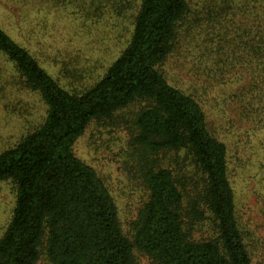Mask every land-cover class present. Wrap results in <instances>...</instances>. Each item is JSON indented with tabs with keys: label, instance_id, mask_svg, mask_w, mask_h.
Segmentation results:
<instances>
[{
	"label": "trees",
	"instance_id": "1",
	"mask_svg": "<svg viewBox=\"0 0 264 264\" xmlns=\"http://www.w3.org/2000/svg\"><path fill=\"white\" fill-rule=\"evenodd\" d=\"M51 3L86 21L133 19L131 39L91 87L67 89L0 26V100L18 89L47 107L0 153V183L17 193L0 264H254L233 182L245 166L238 154L232 167L231 146L237 134L260 137L264 180V0ZM118 115L131 117L146 192L127 230L107 182L75 151L94 122Z\"/></svg>",
	"mask_w": 264,
	"mask_h": 264
},
{
	"label": "rangeland",
	"instance_id": "2",
	"mask_svg": "<svg viewBox=\"0 0 264 264\" xmlns=\"http://www.w3.org/2000/svg\"><path fill=\"white\" fill-rule=\"evenodd\" d=\"M15 1L0 0V26L33 50L45 69L67 89L91 87L106 73L131 39L133 19L117 21L104 16L97 22L86 21V18L73 14L75 8L63 9L58 3L53 7L51 0H39L47 4ZM30 30L35 31L34 35ZM33 37L36 46H33ZM179 61L184 64L182 55ZM62 68L67 70L64 75L58 73ZM190 77L192 75L185 74L183 78L189 80ZM46 111L47 107L38 95L18 89L12 90L10 100H0V153L14 146L24 134L23 129L29 123H39ZM119 115L113 121L94 122L76 143L75 151L107 182L127 230L146 192L132 170L135 154L133 127L127 122L131 117L118 118ZM248 137L237 134L233 138L236 144L231 146V151H234L232 167L241 165L238 154L245 166V171L240 172L242 177L233 180L237 192V215L249 233L254 264H264V180L260 177V137L253 136V143H248ZM16 195L13 184L0 183V239L15 209ZM139 258L141 264H151L144 256Z\"/></svg>",
	"mask_w": 264,
	"mask_h": 264
}]
</instances>
